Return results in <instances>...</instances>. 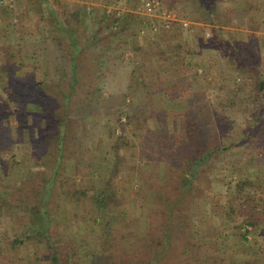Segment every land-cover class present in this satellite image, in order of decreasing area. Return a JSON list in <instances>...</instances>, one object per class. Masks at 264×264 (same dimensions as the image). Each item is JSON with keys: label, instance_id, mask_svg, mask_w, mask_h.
<instances>
[{"label": "rangeland", "instance_id": "1", "mask_svg": "<svg viewBox=\"0 0 264 264\" xmlns=\"http://www.w3.org/2000/svg\"><path fill=\"white\" fill-rule=\"evenodd\" d=\"M14 4L0 9V67L2 49L21 52L13 75L0 70V264H51L56 244L70 264L79 249L78 264H264V223L244 239L242 220L219 215L230 183L255 170L264 216V0ZM256 86L262 116L246 137ZM202 133L233 146L191 168L210 149ZM34 180L51 223L15 246L11 190ZM100 192L114 213L94 208ZM34 207L13 209L30 222Z\"/></svg>", "mask_w": 264, "mask_h": 264}, {"label": "trees", "instance_id": "2", "mask_svg": "<svg viewBox=\"0 0 264 264\" xmlns=\"http://www.w3.org/2000/svg\"><path fill=\"white\" fill-rule=\"evenodd\" d=\"M213 6H215L213 4ZM249 11V10H248ZM225 17V16H224ZM223 17V18H224ZM242 17H244V15H242ZM246 18H248V15L245 16ZM225 24V22H223ZM176 35H174L173 37H175ZM153 46L152 48L155 47V45H157L156 41H153ZM41 45H38V47ZM181 48V47H179ZM76 53L79 54V56L77 57L78 59H85L87 56L85 54V51L83 49L76 48L74 49ZM2 51H4L7 55V59L8 62L5 65V67H0V70H5L10 72V74L13 75L14 72H16L21 66L18 65L17 66V62H15V58L21 53L20 50H15L12 47H6V49H2ZM40 51V49H39ZM35 56V53L32 55ZM37 57L40 56V53H38L36 55ZM97 58L93 59L92 61H90L92 64H94V62ZM76 64V60L74 65ZM99 64V63H98ZM106 70H109L106 68ZM112 71V70H109ZM113 72V71H112ZM257 88V95H252L249 96V100L252 103L251 108L249 110L250 111V117L247 120L246 123V127H245V135L246 137H253L254 135L257 134L258 130H256V126L259 123V119L262 116L260 113L261 111L258 110L257 104L259 101V97L262 95V93H260V89L259 86H256ZM68 121L67 119L64 120V122ZM63 122V123H64ZM123 126V125H122ZM6 133V134H5ZM10 136V132L7 131L5 129V126H3L2 120H0V137H2L3 139H0V149H4L5 148V142L7 141V138ZM123 136L120 137V140L123 139ZM218 134L213 133V135L210 136V138L207 137L206 134L202 133L201 135H199L200 141L202 140H207V144L208 146H210V149H204L205 152L200 153L199 152V156L197 159H195V163L190 165V167H194L197 164L200 165L201 163L205 162L206 159L211 158L212 156H215L217 154H221L223 153L227 147L233 146V144H230V146H226L224 145L225 142L227 140H225L222 143L221 141H218ZM231 137V136H229ZM46 141L49 140V138H45ZM58 143L56 144V149L61 151L62 150V141H61V137H58ZM38 141H34L32 142V146L35 145V143ZM9 147V146H8ZM7 147V148H8ZM10 148H12V144L10 145ZM205 153V157L203 156V154ZM60 156V154H59ZM48 160V159H47ZM57 158L55 160L54 163V175L52 180H54L55 177H57V175H55V171H57L59 168L61 169V165L63 162V158L61 159L60 157V163H57ZM258 173H256L255 170H252V173L250 174L249 180H246V177L243 176L241 179H238L235 183H230L229 185V191H230V197L229 200L227 201V206L229 211H221L219 213V215H221L222 217L225 218V220H229L236 223L238 222V220H242V225L246 228L245 229V233L243 235V238L246 239V236L248 234L251 233L250 229H255L258 228L260 225H262L264 223V216H260L259 211H258V206L256 204V196L255 194L257 193V190L259 187L258 183H257V177H258ZM187 179L186 184H184V187L188 186L191 187L192 186V180L189 181L188 177H186ZM256 178V182H252V179ZM52 184V181H46V184ZM24 185H26L25 187H29V189L25 188ZM24 185L22 184V188L20 189V185L19 188L16 186V189L11 190V195H10V204L7 205V207L10 210H13V213L16 214L17 218L22 220L20 221V230H18V237L15 239L14 245L17 246L19 244H23L24 241H29L32 240L34 238V236H29L26 233L29 232L30 230L33 229L34 226L38 225L42 234L43 231H45V228L50 225L51 223V217H49L50 215H48L47 210L45 208V205H47V203L49 202V200L51 199V193H48V187H44L42 189L38 190V183L35 182V180L32 183H28L27 181L24 182ZM31 186V187H30ZM74 186H72L68 192H67V197H73V198H77L76 195L79 192L73 191ZM250 192V193H249ZM109 194L103 195L101 192L100 194H98L96 197L93 196V203H94V208L96 210L99 211H106L108 214L114 213V211H116L117 206L112 205L113 203V196H108ZM36 199V201H33L32 199ZM22 200L23 204L27 205L28 203H35V211L34 214H31L30 216V222H23L22 219V212L21 210H15L13 209V206L17 203L19 204V202ZM214 211H216V208H214ZM12 213V214H13ZM47 219H45V218ZM250 228V229H249ZM40 235V234H38ZM48 237V236H47ZM47 237H44V239L41 240V242H45L46 245L49 244V239H47ZM51 243V241H50ZM57 244L54 246L52 245L49 249H50V258H51V264H70L68 260L63 261V258L61 256L60 251L57 249L58 247H56ZM59 246V245H58ZM49 247V245H48ZM64 256V255H63ZM76 256H77V262L73 263V264H78L79 260H80V249L78 251H76ZM122 260V259H121ZM123 261V260H122ZM125 264V261L124 263Z\"/></svg>", "mask_w": 264, "mask_h": 264}, {"label": "built area", "instance_id": "3", "mask_svg": "<svg viewBox=\"0 0 264 264\" xmlns=\"http://www.w3.org/2000/svg\"><path fill=\"white\" fill-rule=\"evenodd\" d=\"M16 0H0V9H6L9 6L15 5ZM187 27L188 24H185Z\"/></svg>", "mask_w": 264, "mask_h": 264}]
</instances>
